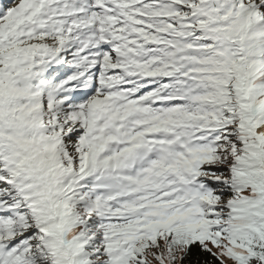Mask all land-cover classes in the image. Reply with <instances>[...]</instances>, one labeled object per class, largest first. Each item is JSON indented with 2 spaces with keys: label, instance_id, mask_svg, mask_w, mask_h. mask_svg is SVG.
I'll list each match as a JSON object with an SVG mask.
<instances>
[{
  "label": "snow or ice",
  "instance_id": "1",
  "mask_svg": "<svg viewBox=\"0 0 264 264\" xmlns=\"http://www.w3.org/2000/svg\"><path fill=\"white\" fill-rule=\"evenodd\" d=\"M0 264H264V0H0Z\"/></svg>",
  "mask_w": 264,
  "mask_h": 264
}]
</instances>
